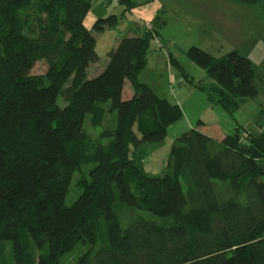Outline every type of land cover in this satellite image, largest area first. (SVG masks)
I'll use <instances>...</instances> for the list:
<instances>
[{
	"label": "trees",
	"instance_id": "trees-1",
	"mask_svg": "<svg viewBox=\"0 0 264 264\" xmlns=\"http://www.w3.org/2000/svg\"><path fill=\"white\" fill-rule=\"evenodd\" d=\"M117 2L124 14L142 6ZM91 9L92 0H50L47 28L37 38L0 27V242L12 243L15 264H34L32 249L40 264H58L79 244L92 248L78 264H264V133L243 143L237 126L219 141L199 122L172 146L173 174L145 172L130 159V146L164 142L184 118L178 105L140 81L158 31L122 39L106 69L89 79V66L99 60L97 40L85 26ZM120 20H100L94 30ZM187 56L206 72L216 104L233 119L243 101L258 97L254 66L238 52L215 58L192 47ZM38 61L49 64L44 79L30 75ZM169 61L203 90L171 53ZM127 84L131 100L123 98ZM102 105L117 113L116 129L103 135L108 147L94 154L91 184L67 206L78 168L74 149L87 116L103 115ZM137 212L161 222L138 218L123 228L125 213Z\"/></svg>",
	"mask_w": 264,
	"mask_h": 264
},
{
	"label": "rangeland",
	"instance_id": "rangeland-1",
	"mask_svg": "<svg viewBox=\"0 0 264 264\" xmlns=\"http://www.w3.org/2000/svg\"><path fill=\"white\" fill-rule=\"evenodd\" d=\"M16 1L0 0V27L3 29V33L7 34L11 26H16V28H20L23 35L37 38L47 28L49 19L46 8L50 0H28L29 6L20 11L13 7ZM22 3L25 2L22 1ZM143 3V0H135L137 7L138 5L142 6L134 12L124 14V7L119 5L117 0H92V9L86 18L85 26L97 40L96 52L99 60L89 66L88 78L94 79L106 69L110 61V53L117 48L119 41L127 37H145L148 31L155 33L158 31L159 36L155 35L150 44L147 67L142 72L141 80L162 98L169 99L173 103L177 98H180L182 103H185L183 105L186 111V120L183 118L177 124L187 126L189 121H198L204 111L202 110L203 105L199 101L200 98H207L215 106L218 99V94L213 89V82L207 79V74L203 69L188 58V50L196 47L215 58H221L236 51L252 62L257 73L256 86L259 95L255 100L243 101L234 119L227 115L222 119L217 117V113L208 114L205 122L215 123L217 121L218 123L217 125L216 123L210 124L208 135L219 138L224 133L225 135L233 134L237 125L243 128V143H246L251 134H263L264 1L256 5H244L230 0H154L144 6ZM58 13L62 16L61 9L58 10ZM112 16L121 18L117 26L106 28L103 32L94 30L96 23ZM163 22H165L164 26ZM160 41L164 48L159 47ZM169 53L181 63L189 77L200 87H203L204 91L198 92L196 88H192L188 84L182 87L173 84L174 76H180L178 80L182 76L171 66ZM48 70L47 62L38 61L30 75L44 79ZM129 91L130 89L126 87L124 100L127 99ZM200 92L203 95L198 96V99L197 94ZM193 95H196L194 96L196 100L192 97ZM65 101L66 96L63 95L60 105L65 106ZM217 107L221 108L218 105ZM102 110L103 115L87 116L82 139L74 149L78 159V168L65 200L67 206H73L84 189L91 184V173L97 167V163L93 160L94 154L98 152L99 146L108 147L110 140L104 138L103 135L116 129L117 113L109 112L104 105H102ZM176 130V128L172 129L168 138L159 144H132L129 153L130 159L141 165L149 174H173L174 164L171 159V149L176 144L177 138H174ZM244 134H247V137ZM125 215L122 220L123 228L138 218L161 222L160 219L148 212L125 213ZM91 248L88 244H79L72 252L64 255L58 264H78L79 260ZM32 251L35 256L34 264H40L39 253L33 249ZM0 264H15L11 242H0Z\"/></svg>",
	"mask_w": 264,
	"mask_h": 264
},
{
	"label": "crops",
	"instance_id": "crops-1",
	"mask_svg": "<svg viewBox=\"0 0 264 264\" xmlns=\"http://www.w3.org/2000/svg\"><path fill=\"white\" fill-rule=\"evenodd\" d=\"M120 42V41H119ZM119 42H118V44H119ZM178 78H180V76L178 77V75L177 76H174L173 77V84H178V86L180 85L181 87L183 86V85H187L188 83L181 77V79L180 80H178ZM140 81L142 82V80H141V76H140ZM143 83V82H142ZM190 87H192V88H196V87H194V86H192V85H190V84H188ZM126 87H128V89H130V91H129V95H128V97H127V99L126 100H131L132 98H133V96H134V92H133V90H131V86L129 85V84H127L126 85ZM125 87V88H126ZM197 90L196 91H200L198 88H196ZM153 90V89H152ZM154 91V90H153ZM124 92H125V89H124ZM155 92V91H154ZM197 92V93H198ZM201 95H203L201 92L199 93V94H197V98L199 99V97L198 96H201ZM123 96H124V93H123ZM194 96H196V95H193L192 97L194 98ZM160 97V96H159ZM160 98H162V97H160ZM163 99H166V98H163ZM195 100H196V98H194ZM168 101H170L169 99H167ZM189 101V100H188ZM199 101L202 103V105H203V109L202 110H204L202 113H201V115H200V117L198 118V121H189L188 122V124H187V126H184V124H176V125H174V126H172V127H170L169 128V132H168V136H169V134H170V131L172 130V129H177L176 130V134H175V139L177 138L178 139V137H180L182 134H184V133H186L187 131H189V130H191V129H193V128H195L196 126H197V124L199 123V122H202L203 123V126H201V127H199L200 128V130H202L203 132H207L206 134L208 135V128H210V124H215L216 123V125L218 124L217 123V121L215 122V123H207V122H205L204 120H205V118L208 116V114H215V113H217V117H221L222 119L227 115L226 113H225V111L224 110H222V108H218L217 107V105L215 106V105H213V104H211L208 100H207V98H200L199 99ZM171 102V101H170ZM172 104H174V105H178L181 109H182V111L184 112V120H186L185 119V115H186V111H185V108H184V105L183 104H185L184 102L182 103V101H181V99L180 98H177L176 99V102H171ZM228 116V115H227ZM226 118V117H225ZM194 124H196V125H194ZM238 126V125H237ZM236 126V127H237ZM219 127V126H218ZM236 127H235V129H236ZM235 131V130H234ZM228 135V134H227ZM210 137H212L211 135H209ZM226 135H225V133H224V135H222L221 137H219V138H215V137H212V138H214V139H216V140H222L224 137H225Z\"/></svg>",
	"mask_w": 264,
	"mask_h": 264
},
{
	"label": "built area",
	"instance_id": "built-area-1",
	"mask_svg": "<svg viewBox=\"0 0 264 264\" xmlns=\"http://www.w3.org/2000/svg\"><path fill=\"white\" fill-rule=\"evenodd\" d=\"M152 26V25H151ZM160 48H164V45L162 44V42L160 41V43L158 44ZM245 137H247V134H244Z\"/></svg>",
	"mask_w": 264,
	"mask_h": 264
}]
</instances>
